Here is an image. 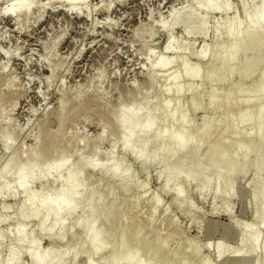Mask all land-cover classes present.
<instances>
[{"label":"rangeland","instance_id":"1","mask_svg":"<svg viewBox=\"0 0 264 264\" xmlns=\"http://www.w3.org/2000/svg\"><path fill=\"white\" fill-rule=\"evenodd\" d=\"M54 1L0 0V99L3 102L0 106V171L16 152L21 151L27 158L46 126L49 128L45 130H55L59 121L57 101L61 97L65 106L61 124L62 144L73 148L69 164L76 170L80 169L75 151L82 153L85 159H90L92 151L96 150L94 158L99 163L105 162L108 157L116 160L123 158L124 164L143 187H133L127 193L125 203L122 202L123 207L121 204L119 208L113 209L116 224L109 229L110 232L117 230L116 226L123 218L120 210L125 219H130L128 221L133 230L144 226L153 200L158 199L159 209L151 215L155 223L152 237L147 229H143L142 234L148 241L153 238L161 241L165 237L170 240H167L169 242H166L165 250H169L170 254L173 251L171 257L174 259H168V264H240L231 259L235 252H245V248H241L243 232L238 223L248 224L251 231L264 237L260 223L245 212L248 199L264 187V172L258 183L249 186V181L256 178L252 170L254 154L238 158L241 173L234 182V192L228 200L217 196L214 189L204 193L198 181H187L183 176H176L168 183L166 178L160 176L163 168L159 164L151 162L142 166L129 154L124 155L122 143L115 134L118 118L115 111L120 104L129 101L137 106L149 92V80L152 77V80H156L157 96L160 97L156 96L151 101L153 105L161 100L169 102L172 107L180 103L188 110L187 119L194 127H199L204 120L211 122L207 131L210 142L200 147L198 158L205 156L210 143L217 142L225 124L235 127L231 126L224 133L226 136L222 135L226 144H234L238 140L257 144L254 135L240 136V133H247L253 127V121L242 124L230 117L236 108L237 112L250 108L255 115L263 104V98L261 101L253 99L252 94L264 71V47L230 56L227 46L236 43L242 35L227 38L225 23L232 18L244 22V8L255 10L261 3L229 0L228 11L219 13L201 10L198 0H83V4L70 8ZM18 3H23L22 10L30 7L32 11L26 17L7 14V8ZM214 27L221 30L216 40L213 36ZM166 36L181 45L182 49L177 52L176 58H182L184 66L194 67V72H201L192 83L196 91L194 94L180 97L172 94H166L165 97L161 94L166 77L174 72L181 73L178 62L162 71L154 69L150 74V59L173 56V52H164ZM192 43L195 53L203 46L207 49L205 59L199 60L183 49ZM215 53L220 57L217 60L213 58ZM252 61L261 62V67L255 73L246 70L248 62ZM214 71H218V74H212ZM211 91L222 96V106L217 110L209 103ZM226 94H231L232 102L229 104L224 101ZM164 115L165 112L160 117ZM222 118L225 119L224 123ZM177 122L176 117L168 129H175ZM4 132L12 138V143L9 141L6 148L1 140ZM100 136H103V140H100ZM187 168L188 163H185L184 169ZM11 173L12 176L16 173L15 166ZM103 178L98 171L87 169L85 172V179L94 184H91L93 189L96 186L119 188V178ZM53 180L45 179V183L33 181L29 189H41L50 195L58 187V182ZM176 188L181 190L180 196ZM112 199L113 196L106 197L104 204ZM22 201L23 194L20 192L14 196H0V216L8 219L0 225V261L8 257L11 249H18L14 238L7 231L15 228V214ZM85 205L80 203L71 216H64V223L72 229L65 235L67 238L63 237V245L50 241L39 232L36 228L38 220L35 218L25 223V234H32L37 239L40 252L53 248L55 253L66 246L69 249L65 255L66 259L69 257L68 261V255H73L70 246L72 237L80 240L84 236L83 225L87 218L82 216L86 215L83 213ZM101 220L98 225H101ZM48 221L47 224L52 222L51 219ZM217 244H221L220 253L216 250ZM21 249H18L21 258L17 264H31V247L26 244ZM105 251L103 255H109ZM83 254L80 252L75 256H79L76 264L85 263ZM96 256L93 257L96 258L93 259L95 264H102L101 257ZM240 261L243 262V259ZM252 261L264 264V253L258 251L249 263L253 264Z\"/></svg>","mask_w":264,"mask_h":264},{"label":"bare ground","instance_id":"2","mask_svg":"<svg viewBox=\"0 0 264 264\" xmlns=\"http://www.w3.org/2000/svg\"><path fill=\"white\" fill-rule=\"evenodd\" d=\"M82 1L83 0H55L54 2L66 8H70L83 4L81 3ZM228 1L229 0H198V6L204 11L221 13L228 11ZM254 1H259L261 6L255 10L244 8V22L239 21L237 18H232L225 23V36L227 38L235 35H242L241 38H237L236 43H230L227 46V52L230 56L236 55L240 51L264 47V0H252V2ZM22 5L23 3H18L13 4L12 7H8L7 14L26 17L31 8L28 7L22 10ZM84 13L86 14L85 10ZM220 31V28H215L213 33L214 40L219 38ZM193 46L194 44L192 43L187 48L183 49L199 60L205 59L207 49L203 46L195 53ZM181 49L180 44L174 43L171 37L166 36L164 52H173L172 58L161 57L149 60L150 74L154 69L159 68L162 71L171 64H175V62H178L180 65L181 73L174 72L166 77L164 88H161V94H164V96L166 94H172L180 97V95L182 96L183 94L193 93L195 89L192 83L201 74V72H194V67L190 68L184 66L182 58H176L177 52ZM213 58L217 60L220 57L215 53L213 54ZM260 67L261 62L252 61L248 62L246 70L249 73H255ZM212 74L217 75L218 71H214ZM151 78L149 80L150 90L144 95V98L137 106H134L133 103L129 101L124 105L120 104L115 111L118 116L115 134L122 143L124 155L129 154L142 166H147L151 162L159 164L163 168L160 176L166 178L168 183L176 176H183L187 181H198L204 193L208 192L210 189H214L217 196L228 200L234 192V182L238 179L239 173H241L239 159L241 157L247 158L250 154H254L252 170L256 178L252 182L249 181V186H252L255 182L258 183L261 173L264 172V71L260 80L255 85L252 94L253 99L257 98V100H260L263 98L261 107L257 109L255 115L252 114L250 108L240 109V112H237L238 108H236V111L230 117L239 120L242 124L252 120L253 127L247 133H240V136L242 137L243 134L254 135L258 141L257 144L253 145V142L245 143L242 140H238L234 144H226L222 140V135L229 130L232 125L225 124L222 126L223 128L218 135V139H216L217 142L209 144L203 158H198V151L204 143L210 142L207 137V131L211 122H209V120H204L199 127H194L187 119L188 110L183 108L180 103H176L172 107L169 102L161 100L160 103H154L156 105H153L151 101L157 96L158 87L156 86V80H152ZM216 92L211 91L209 93V103L212 108L217 110V108L219 109L222 106V96H219L221 95L220 93L217 95ZM226 95L224 101L229 104L231 101V94ZM158 97L159 96L156 98ZM1 100L2 99H0V106L3 104ZM57 102L59 103L57 107V117L59 121L55 130H45V128L49 127L43 126L45 127L43 129L44 133L38 135L36 140L37 145L32 153H30L27 158H24L20 153L21 151L16 152L9 158L0 171V196H14L17 192L23 194V201L15 214L17 219L16 226L13 230L7 231V233L14 238L15 246L18 249L26 246V244L31 247V264H73V260H75L74 264H76V259H78L79 256L77 258H75V256L80 252L84 253L83 258L86 260L84 264H95L93 259L96 258L93 257L96 255L101 257L102 264H168V259H174V257H171L173 251L170 254L169 250H167L168 252L165 250V246L167 245L166 242L170 240L165 237L161 241L157 238L148 241L142 234V230L147 229L150 233L149 236L152 237L153 224L155 223L151 215L159 209L160 203H158V199L153 200L146 224L144 226L140 225L133 230L130 224L131 222L128 221L130 219H125L124 213H122L120 209L123 207L125 200H127L125 199L127 193L133 187L138 189H142L143 187L139 184L137 179H135L129 167L124 164L123 158L121 160H116L112 157H108L105 162L99 163L97 159H95L97 155L96 150L92 151V157L90 159H85L82 153L75 151L78 156L80 169L76 170L74 166L70 165L69 161L70 157L73 155V148L70 145L64 144V146L61 137V124L63 123L62 113L65 106L61 97ZM233 105L235 107V104ZM238 106V103H236V107ZM163 112H165V115L160 117V114ZM227 115L225 114V116ZM176 117L178 118L176 128L169 130L168 125L175 122ZM221 121L224 123L225 119L222 118ZM156 126L157 129L154 130ZM1 138L2 145L6 148L12 138L10 139V136L6 132L3 133ZM223 139L225 141L224 137ZM100 140H103V136H100ZM185 163H188L187 169H184ZM14 166L16 173L12 176L11 170ZM87 169L98 171L101 173L102 178L106 177L109 180L119 178V188L116 189L108 186L101 188L96 186L93 189L91 184H94L93 182L90 183L92 178L90 181H88L89 179H85V172ZM142 170H144V168H142ZM48 178H53L58 182L57 189L50 195H46L41 189L38 191L29 189V184H32L33 181L38 180L39 182L44 181L45 183V179L48 180ZM175 191L178 196H180L181 190L176 188ZM111 196H113V199L104 204L105 198ZM80 203L82 205L86 203L83 210V213L86 215L82 216V218H87V222L83 225L84 236L80 240H74L72 237L71 243L69 242L70 246L73 248V251H71L73 255L70 254V252V255H68L70 256V260L67 261L69 257H67V259L65 257L69 251L66 246H64L63 250L55 253L53 248L45 252H40L37 239L32 236V234H25L24 225L27 223L28 219L35 218L38 220L37 230L50 241H56V243L58 242L63 245V237L72 229L65 224L66 220H64V216H71L70 214L73 213L72 211L78 207ZM121 204L122 207L119 210L120 216L123 218L119 225L116 226L117 230L115 232H110L109 229L116 224L112 211L114 208H119ZM245 212L249 214L251 218L258 221L264 231V187H261L255 195L248 199ZM100 218H102L101 225H98ZM6 219V217L0 216V225L1 223L3 224V222L5 223ZM49 219H51L52 222L47 224ZM67 219L69 220V218ZM7 221L8 219L6 222ZM79 222L81 221L79 220ZM238 225L243 232L241 248H245V252H235L231 256V259L234 263L240 262V264H246L249 263L252 258L256 257L258 251L264 253V237L261 238L256 232L251 231L246 223H238ZM212 227L213 226L210 227V230H212ZM0 234H2V231H0ZM65 238H67V236ZM110 247L111 249H109ZM18 249H11L8 257L3 261L1 260L2 263L0 261V264L19 263L18 259L21 258V254ZM221 249V244H217L216 250L220 253ZM105 250H107V253L109 252V255H103V253L106 252ZM241 259H243V262L240 261ZM256 262H258V260H256ZM256 262L253 264H256ZM204 263L206 264V262ZM179 264L190 263L180 262Z\"/></svg>","mask_w":264,"mask_h":264}]
</instances>
